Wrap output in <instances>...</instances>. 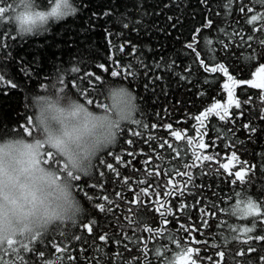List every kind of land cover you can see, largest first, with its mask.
<instances>
[{"label": "trees", "instance_id": "obj_1", "mask_svg": "<svg viewBox=\"0 0 264 264\" xmlns=\"http://www.w3.org/2000/svg\"><path fill=\"white\" fill-rule=\"evenodd\" d=\"M225 4L228 0H78V14L32 37L18 36L8 23H0V133L30 128L29 93L46 87V81L69 64L79 72L67 87L85 103L91 98L101 104L103 84L114 80L131 89L141 109L140 125L125 126L91 173L75 182L87 209L80 222L56 226L42 233L43 239L32 240L28 249L21 248L31 264H169L181 249L166 236L179 238L182 247L191 237L200 241L190 246L200 249V257H211L203 264H233L227 254L219 257L223 248L264 247V241L252 239L264 234V87L246 82L255 77L258 84L264 82V73L254 74L264 65V0H231L230 10ZM121 44L123 52L118 51ZM114 70L120 75L112 77ZM145 80L154 83L146 89ZM82 81H89L88 86ZM225 83L232 92L231 104ZM216 103L223 107L202 115ZM225 110L228 116L221 120L216 113ZM173 131H180L181 138L172 136ZM233 152L239 160L232 159ZM117 153L128 162L114 164L119 176L100 164L114 162ZM214 153L219 157L204 160ZM221 164H228L232 174ZM236 171L244 175L243 182L235 179ZM93 183L103 188L93 189ZM180 190H185L183 196ZM105 193L111 204L97 199ZM248 198L261 203L259 216L235 211L237 200L243 201V208ZM180 201L189 207L178 211ZM97 203L112 210L100 212ZM158 205L162 213L156 211ZM137 217L153 231L140 229L134 223ZM91 219L96 223L88 234L81 225ZM254 221V231L245 233ZM105 233L106 244L99 240ZM75 235L82 240L72 238ZM224 236L229 237L227 244Z\"/></svg>", "mask_w": 264, "mask_h": 264}, {"label": "clouds", "instance_id": "obj_2", "mask_svg": "<svg viewBox=\"0 0 264 264\" xmlns=\"http://www.w3.org/2000/svg\"><path fill=\"white\" fill-rule=\"evenodd\" d=\"M78 12V0H0V20L22 37L43 35ZM74 75L69 64L29 93L30 135L0 133V245L78 224L87 209L73 177L90 174L121 130L139 120V102L127 85L107 80L101 98L107 109L98 108L67 87ZM49 152L63 170L44 162Z\"/></svg>", "mask_w": 264, "mask_h": 264}, {"label": "snow or ice", "instance_id": "obj_3", "mask_svg": "<svg viewBox=\"0 0 264 264\" xmlns=\"http://www.w3.org/2000/svg\"><path fill=\"white\" fill-rule=\"evenodd\" d=\"M230 5H231V0H228V4H225L224 6L226 8H228L230 10ZM241 11H243V8L241 9ZM253 19H255V17H253ZM0 23H6L3 20H0ZM211 21H208V26H211ZM125 27H127V24H125ZM3 34H0V36H2ZM9 35H11V33L9 32ZM124 47L125 45L121 44L118 46V51L123 52L124 51ZM188 48L193 49V44L189 43L187 45ZM195 50V49H193ZM137 49L135 48V46H133V52L132 54L134 55L136 53ZM99 67L104 68V65H99ZM129 67H131V65H129ZM158 67V66H157ZM117 68H119V66L117 65ZM105 71H107V69H104ZM207 70V69H206ZM220 70L224 73V75H226L228 77V80L232 81L233 77L231 75L228 74V69L221 64L220 65ZM74 72H79V69L74 68L73 69ZM212 72H216L217 69L215 67H213L211 69ZM260 73H264V65H261L254 74L259 75ZM93 74L92 73H88V76L91 77ZM118 75H120L119 70H114L111 71V76L112 77H117ZM128 75H135V73L129 72ZM96 80H99L100 77L96 76L95 77ZM160 77L157 76L155 77V80H159ZM0 81H2V79H0ZM237 81H234V83H236ZM241 83L243 81H240ZM247 83L251 84L252 87H264V82L257 84L255 82H253L252 80H248L246 81ZM82 83L84 84L85 87L88 86L89 81H82ZM150 83H154V81L150 82L149 80H145L144 82V87L147 89L150 87ZM76 87H79V84L75 85ZM225 90H228L229 93V104L233 103L232 101V92L231 89L229 87V85L227 83H225L223 85ZM81 91L83 92V89H81ZM86 95H90V93H85ZM87 104L92 105L94 104L93 99L89 98L87 99ZM97 107H102L107 109L106 105H102V104H98L96 105ZM223 107L220 103H216L214 104L211 108L207 109V112L203 113L202 115L207 116V113H215L216 109H219ZM236 107L239 108L240 107V102L237 101L236 102ZM217 115L220 116L221 120H224L227 116H228V112L227 110L224 111L223 114L220 113H216ZM194 119L196 121H200L201 117L200 115H196L194 117ZM28 125H31V121L27 122ZM133 124L136 125H140V121L136 120L132 122ZM147 127V126H145ZM153 127H155V125H153ZM244 127L246 129H248L250 132H254L255 129L254 128H249V125H244ZM168 129L172 128L171 124L167 125ZM24 132H26L27 134H31L30 132V128L29 127H25L24 128ZM172 136L176 137L177 139L181 138V132L180 131H173ZM133 135H139V133H133ZM126 143L131 146L133 144L132 140H127ZM192 143V140H188V144L190 145ZM215 143V141H213V144ZM201 148H204L205 145L203 143L200 144ZM127 152V155L129 156H133L135 155L133 152L125 150ZM108 155L113 156V153H108ZM193 155H195V153H193ZM219 157L218 153H214L213 155H208V156H204V160H212V159H216ZM161 159H163V157H161ZM232 159L235 160H239V157L236 155L235 152L232 153ZM45 163H49V162H53V153L49 152L47 154V159L44 161ZM37 163H39V161H37ZM128 162L125 161L123 159V153H117L114 155V162H107L105 160H100V164L104 165L109 171L116 173L117 176H119V172L117 171V168L114 166L115 165H125ZM247 162H245L246 164ZM195 165V161H193V163L191 165H188L189 168H191L192 166ZM53 166H58L61 170H63L66 165H64L62 162L56 161L53 162ZM221 167L225 170L228 171V164H221ZM230 175L232 173H229ZM69 175L71 176L72 174L69 173ZM89 174H86V176H88ZM105 175V173L103 171L99 172V176L103 177ZM235 179L239 180L241 182L244 181V176L242 175L241 171H236L234 173ZM59 179V176L57 177ZM74 181L76 182H80L82 177L80 175H76L75 177H73ZM171 182V181H169ZM234 182V181H233ZM85 183H87V181H85ZM91 188L93 189H102L103 188V184H91L89 185ZM185 193V190H180L179 191V195L183 196ZM156 195H159V193H155ZM85 195L87 196V198L89 200L93 199V196L90 195L89 193L85 192ZM137 195H139V193H137ZM168 195H172V193H168ZM239 193H237V196L239 197ZM97 199L101 200V201H105L108 204H111L112 201L110 199V197L108 196L107 193H105L102 196L97 197ZM196 203H199V201H197ZM241 203H243L242 200L238 199L237 203L235 205V211H240V212H245L249 215H256L259 216L260 215V210H261V203L260 202H254L251 198L247 199V202L244 204V207L241 208ZM96 207L99 209L100 212H105V211H111V208H107L106 207V203H97ZM189 207L184 201H180V203L177 205V210L178 211H183L185 208ZM96 221L95 219H91V220H87L85 221L82 225L81 228L85 229L87 231L88 234H92L93 233V225H95ZM134 223L138 225V227L140 229H144L146 228L149 233H151L153 231V229L151 228L150 225H147L146 223H144V218L142 217H137L134 220ZM257 221L253 222V226L252 227H246L244 229L245 233H250L253 232L255 229V225H256ZM206 224V222H205ZM167 232V230H165ZM187 231L189 233L192 232V228H188ZM37 236H40L43 239L42 233H37L35 236H32L28 239H22V240H9L7 242L6 245H0V264H31L29 258L25 257L23 252L21 251V248L23 249H28L29 248V244L32 240H34ZM75 240L80 241L82 240V237L79 235H75L74 237ZM165 238L169 239L170 243H175L176 246L178 248H180V252L178 254L175 255V257L173 258L174 264H181V262H183V264H203V260L204 259H211V257H200L199 253H200V249L190 246L193 243H200V241H195L194 237L189 238L185 245L182 247L180 244V240L177 237H172V236H166ZM232 239H238V237H232ZM252 239H255L257 241H264V234L262 235H257L255 237H252ZM99 240L105 242V244L108 242V234H102L99 236ZM224 243L227 244L229 237L224 236L223 237ZM117 243H119V241H116ZM84 243H87L86 240H84ZM213 246H216L215 244ZM97 247H99L97 245ZM59 250V249H58ZM252 253H256V256H252ZM227 254L228 258L230 260L233 261V264H264V247H260L257 248L255 246H249L246 249H242V250H235V251H228L226 248H223L219 253V257L224 258L225 255ZM40 255H43V253H40ZM237 257L243 258V259H237ZM173 261H170L169 264H173ZM49 264H52L51 261H49ZM216 264H220L219 261L216 262Z\"/></svg>", "mask_w": 264, "mask_h": 264}, {"label": "rangeland", "instance_id": "obj_4", "mask_svg": "<svg viewBox=\"0 0 264 264\" xmlns=\"http://www.w3.org/2000/svg\"><path fill=\"white\" fill-rule=\"evenodd\" d=\"M253 82H254V80H253ZM229 168H230V167H229ZM229 168H228V169H229ZM229 172H230V171H227V173H229ZM242 175H243V174H242ZM243 176H244V175H243ZM160 204H162V203H160ZM159 206H160V207H159ZM156 211L162 213L163 210H162V208H161V205H158V207L156 208Z\"/></svg>", "mask_w": 264, "mask_h": 264}, {"label": "water", "instance_id": "obj_5", "mask_svg": "<svg viewBox=\"0 0 264 264\" xmlns=\"http://www.w3.org/2000/svg\"><path fill=\"white\" fill-rule=\"evenodd\" d=\"M254 82L258 84V78L257 77L254 78Z\"/></svg>", "mask_w": 264, "mask_h": 264}]
</instances>
